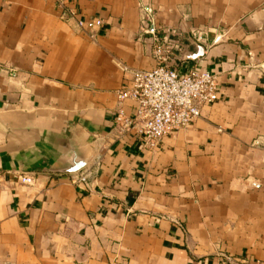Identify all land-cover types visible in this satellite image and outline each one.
Masks as SVG:
<instances>
[{
  "label": "crops",
  "instance_id": "0c3cea01",
  "mask_svg": "<svg viewBox=\"0 0 264 264\" xmlns=\"http://www.w3.org/2000/svg\"><path fill=\"white\" fill-rule=\"evenodd\" d=\"M67 1L103 25L0 0V264H264V0ZM145 7L185 47L173 67L219 91L154 146L115 122L136 108L119 64H158Z\"/></svg>",
  "mask_w": 264,
  "mask_h": 264
},
{
  "label": "built area",
  "instance_id": "2783aa9c",
  "mask_svg": "<svg viewBox=\"0 0 264 264\" xmlns=\"http://www.w3.org/2000/svg\"><path fill=\"white\" fill-rule=\"evenodd\" d=\"M63 14L76 20L77 25L89 34H94L103 25L100 17L80 19L67 0H55ZM144 18L151 24L143 33L152 37V52L158 64L150 70H134L119 64L124 74L129 75V84L118 93L119 100L132 99L136 108L132 117L118 114L117 129L132 130L142 138L147 146H154L166 135L187 128L200 115L201 108L215 103L219 98L218 80L209 71L192 69L180 74L173 67L176 55L182 50L181 39L171 28L155 25L150 9L145 7ZM189 37L205 47V31L191 29ZM89 176L85 172L75 178V182L86 183ZM23 184H32V175L21 177Z\"/></svg>",
  "mask_w": 264,
  "mask_h": 264
},
{
  "label": "water",
  "instance_id": "95a60500",
  "mask_svg": "<svg viewBox=\"0 0 264 264\" xmlns=\"http://www.w3.org/2000/svg\"><path fill=\"white\" fill-rule=\"evenodd\" d=\"M189 43L192 44L195 47L196 52L194 54H188V55L184 56L183 59L184 60H195V59L201 57L203 55V53H204L203 46L197 44L192 39L189 40ZM183 49L185 50V47H183ZM84 166H85V161L81 160L74 167H72L70 169V172L73 173V172L80 171Z\"/></svg>",
  "mask_w": 264,
  "mask_h": 264
}]
</instances>
